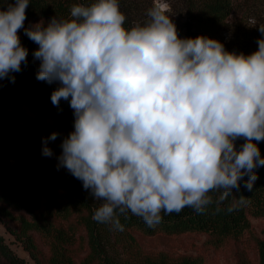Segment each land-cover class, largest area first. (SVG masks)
Masks as SVG:
<instances>
[{"label":"clouds","instance_id":"9594fccd","mask_svg":"<svg viewBox=\"0 0 264 264\" xmlns=\"http://www.w3.org/2000/svg\"><path fill=\"white\" fill-rule=\"evenodd\" d=\"M28 5L14 0L0 10V80L15 83L11 73L27 64L17 34L24 29L38 45L35 78L57 83L51 103L73 110L57 170L99 202L94 221L123 231L119 216L130 211L155 227L161 212L203 213L211 192L220 193L219 211L241 181L252 190L264 166L253 143L264 140V38L250 55L206 36L182 39L158 5L126 29L118 0L73 4L70 19L25 28ZM257 28L264 37V24ZM58 135L42 138L43 156H53L47 144Z\"/></svg>","mask_w":264,"mask_h":264},{"label":"trees","instance_id":"16d2710c","mask_svg":"<svg viewBox=\"0 0 264 264\" xmlns=\"http://www.w3.org/2000/svg\"><path fill=\"white\" fill-rule=\"evenodd\" d=\"M14 0H0V10ZM95 0H29L26 9L24 27L41 21L47 25L49 20L57 18L70 19V8L73 4H91ZM135 0H118L120 11L125 15L126 29L133 22H143L145 12L137 7ZM180 13L188 20L185 23L183 38L197 36L214 37L217 31L229 25H237L258 20L264 24V0H177ZM20 43L28 50L27 64H21L19 73H11L15 83L8 79L0 80V219L4 218L19 223L17 232H13L15 239L35 264H117L107 257L104 251L103 238L107 231L129 246L136 243L135 237L150 238L157 236L178 237L187 234H201L207 237V242L216 247L226 243L241 240L249 230L248 216H264V166L255 170L257 179L251 191L240 182L239 191L233 189L232 197L224 200L217 211L216 200L220 193L211 192L213 203L203 213H196L192 208L185 207L180 213L164 214L162 220L155 227H149L142 218L131 212L119 216L124 230H115L110 223H98L92 217L86 216L92 196L82 186V181L67 172L57 175L52 172L53 188L42 189L41 170L48 167L46 157L42 155L41 147H28L16 135L11 134L3 121V115L10 102L15 99L25 101L37 117L49 119L71 110L67 101H61L59 109L51 103V93L59 86L57 83L48 84L38 81L36 73L39 61L34 60L32 53L38 45L25 34L24 29L18 31ZM248 42V43H247ZM247 42L240 45L241 53L250 55L258 50L249 49ZM258 46V45H255ZM230 50H233L230 47ZM63 138L56 141V154H61L60 144ZM242 139H238L236 145ZM261 158H264V145L257 144ZM51 171V170H50ZM247 180V177L244 178ZM240 196L247 200L246 205L237 201ZM233 208L228 211V208ZM15 214V215H14ZM74 216V220L70 218ZM64 221L71 229V224L82 226L87 240L80 257L74 248V237L68 230H64ZM35 234L38 242L33 238ZM256 256L258 264H264V239L256 240ZM45 249V252L39 248ZM82 247V244H80ZM0 264H26L25 261L13 253L3 237L0 235ZM164 264H204L200 256L180 257L169 260ZM240 264V263H238Z\"/></svg>","mask_w":264,"mask_h":264},{"label":"rangeland","instance_id":"374dc122","mask_svg":"<svg viewBox=\"0 0 264 264\" xmlns=\"http://www.w3.org/2000/svg\"><path fill=\"white\" fill-rule=\"evenodd\" d=\"M137 7L141 8L143 12H146L149 8L159 6L161 11L171 18L177 29L179 38L185 35V23L188 22L186 17L180 13L177 0H135ZM253 20L242 24L241 27L237 25H229L226 30V26L217 31V33L211 39H214L224 45V48L228 52L241 53L240 47L242 42H247L251 46L249 49L257 48L256 41L264 38L258 31L257 26L260 22ZM33 25V24H31ZM29 27V26H28ZM248 43V42H247ZM230 47L233 50H230ZM3 121L11 134H16L24 144L28 147H41L42 138H47L53 132L58 133V138H66L73 129L74 116L73 110L63 114L51 117L49 119H42L37 117L35 111L23 100L15 99L12 100L9 106L6 108L3 115ZM49 141L47 147L52 152V157H46L48 167L41 170L40 183L42 189L53 188V182L50 178L52 172L57 175H64V180L67 177V169L60 168L57 170V159L56 157V141ZM244 143L242 139L238 144ZM253 143L264 145V140ZM51 170V171H50ZM99 202L93 198L89 204V209L85 215L88 217L93 216L94 209L98 206ZM15 215V214H14ZM72 216L70 220H74ZM249 230L248 234L241 240L230 242L227 246L226 243L220 247H216L211 243L207 242V237L201 234H187L178 237H150L141 238L135 237L136 243L132 246L122 242L120 237H116L110 231H107L105 238H103L104 251L108 258L114 260L117 264H164L169 260L178 259L180 257H192L196 258L200 256L204 259V264H258L256 256V240L264 239V216H254L250 214L248 216ZM73 225V227H72ZM71 229H68L64 221V230H68L69 233L74 237V248L80 253V257H83L82 251L85 248L87 235L82 226H78L76 223L71 224ZM19 229V223L17 221H11L4 218L0 219V235L3 237L7 245L13 251L14 254L22 258L26 264H35L34 261L29 257L28 253L23 250L21 244L15 239L13 232H17ZM33 238L38 242V237L31 233ZM82 244V247H80ZM44 252L45 249L39 245ZM87 251V250H86Z\"/></svg>","mask_w":264,"mask_h":264}]
</instances>
